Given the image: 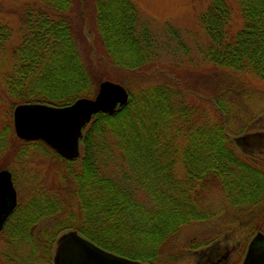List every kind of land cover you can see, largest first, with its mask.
Instances as JSON below:
<instances>
[{
	"label": "trees",
	"instance_id": "obj_1",
	"mask_svg": "<svg viewBox=\"0 0 264 264\" xmlns=\"http://www.w3.org/2000/svg\"><path fill=\"white\" fill-rule=\"evenodd\" d=\"M75 1L39 0L20 9L17 61L5 79L12 110L20 103L63 107L97 94L105 78L80 48ZM236 3L243 23L235 30L230 0H210L202 13L207 63L193 74L194 83L180 77L128 89L127 104L113 114L96 113L84 127L79 157L64 158L42 140L20 139L12 121L0 126V157L19 158L24 145L35 144L55 156L47 177L36 173L33 188L19 191L4 227H10L8 243L17 236L51 256L59 235L75 229L107 250L157 264L180 228L205 219L192 195L197 182L222 190L236 209L264 201V162L234 142L264 131V109L241 114L253 90L246 78L264 83V0ZM95 7L96 36L114 66L142 72L161 60L164 44L141 25L134 2L95 0ZM12 29L0 34L11 38ZM261 97L264 102V91ZM200 100L216 106V120ZM253 229L264 231L262 217Z\"/></svg>",
	"mask_w": 264,
	"mask_h": 264
},
{
	"label": "rangeland",
	"instance_id": "obj_2",
	"mask_svg": "<svg viewBox=\"0 0 264 264\" xmlns=\"http://www.w3.org/2000/svg\"><path fill=\"white\" fill-rule=\"evenodd\" d=\"M36 1L39 0H0V32H6L9 28H14V30L12 29L14 34L11 38L5 39L2 36L3 34H0L1 127L4 124L6 125L8 121H12L14 125L13 114L15 108L13 110L10 108V99L5 92V79L7 74L13 71L17 61V59L15 60V55H13V46L20 41L19 29L17 28L19 25V11L26 4ZM131 1L138 8L141 25L148 26L158 45L164 44L161 46L163 48L160 51L161 60H158L157 63H152L150 67L144 69L142 72L114 66L111 62L112 60L104 51L103 43L96 36L94 27L97 13L95 0H76L73 3L75 12L74 23L77 28L79 27V45L86 61L91 65V69L95 73H102V76L105 78L103 80L109 79L121 83L127 90L130 89L135 92L141 87L147 85L154 86L165 81L169 82L170 79L187 78L188 81L193 79L191 83H194L196 78L193 74H197L196 70L199 66L201 68V66L207 63L204 57L209 37L201 23V15L207 9L210 0ZM230 2L234 6L232 9L233 22H231V25L235 30L241 27L243 19L236 0H230ZM246 79H250L251 81ZM246 79L250 88L255 91H250L251 97L242 106V116L245 114V111L251 113L257 111L259 108L264 109V102L261 100V91H264V83L250 76ZM200 86L201 84L199 83V88ZM201 91L204 94L209 92L206 91V88H203ZM195 94L203 96L200 92H195ZM187 99L188 101H194L191 97ZM201 102L210 119L212 121L216 120L219 115L216 111V106H213L210 102ZM236 121L240 123L238 119ZM262 138L264 139L263 136ZM236 146L239 148L237 144ZM81 149L82 142L80 143V151ZM22 151L23 153L20 154L19 158L18 156L17 158L11 156L12 154L0 157V169H9L12 172L17 188L26 192L33 188L30 186L29 181L36 173H39L38 175L41 178L49 175V172H51L49 165L53 163L52 160L55 159V156L49 154L43 147L36 144L24 145ZM177 171L180 175L184 172L180 161ZM175 177H177L176 173ZM200 183L197 182L192 195L198 197V208L205 219L185 224L180 228L176 237L171 240L170 246L161 255V258L157 260V264H200L203 261L205 262L204 264H214L212 257L215 255L209 253L210 250L212 251L215 248L216 250H223L224 244H229L230 247L234 244L237 245V248H235V251L230 256L229 261H226V258L220 259V261L223 264L243 263L248 250V244L257 233L254 232L253 234L255 221L264 215H262L264 201L251 209L247 208L248 210L236 209L233 208L228 200L229 197L222 190L215 188L208 191L204 188L202 189ZM11 236L9 226L6 227V230L1 231L0 264H53L52 258L56 246L52 249L51 261L48 262L45 259H40L39 255L41 253H34L40 250L39 248H33L24 239H19L15 236V243H8L7 241ZM244 247L245 251H243ZM40 251L42 252L43 250ZM202 253L204 254L201 255Z\"/></svg>",
	"mask_w": 264,
	"mask_h": 264
},
{
	"label": "water",
	"instance_id": "obj_3",
	"mask_svg": "<svg viewBox=\"0 0 264 264\" xmlns=\"http://www.w3.org/2000/svg\"><path fill=\"white\" fill-rule=\"evenodd\" d=\"M129 92L121 83L103 80L95 97H80L63 107L40 103H20L14 109L16 135L23 140H43L62 157L80 155V139L84 126L97 112L113 114L127 104ZM264 132L236 136L242 152L264 159ZM12 172L0 169V232L17 206V191ZM54 264H148L109 251L76 230L62 234L57 243ZM242 264H264V233L251 240Z\"/></svg>",
	"mask_w": 264,
	"mask_h": 264
},
{
	"label": "flooded vegetation",
	"instance_id": "obj_4",
	"mask_svg": "<svg viewBox=\"0 0 264 264\" xmlns=\"http://www.w3.org/2000/svg\"><path fill=\"white\" fill-rule=\"evenodd\" d=\"M264 214V208H263V210H262V215ZM11 216V215H10ZM262 218L264 217V215L263 216H261ZM10 218V217H9ZM8 218V219H9ZM6 223H7V221L5 222V224H4V227H5V225H6ZM264 224V218L262 219V225ZM3 230H4V228H3ZM2 230V231H3ZM259 231H261V230H258V231H256V232H259ZM261 232H263L264 233V231H261ZM1 234V233H0ZM35 236V235H34ZM60 237V236H59ZM58 237V238H59ZM58 240V239H57ZM251 242V241H250ZM223 244V243H222ZM250 244V243H249ZM248 244V245H249ZM225 246L222 248L223 250H216V248L215 249H213L212 251L210 250V252L209 253H211V254H213V255H215V256H213L212 257V261H213V263L214 264H223L221 261H220V259H224V258H226V261H229L230 260V256L232 255V253L235 251V248H237V245H234V244H232L231 245V247H230V245L229 244H224ZM221 247V246H220ZM249 247V246H248ZM210 249H212L211 247H210ZM243 251H245V247H244V249H243ZM35 254H38V253H42L41 251L40 252H38V251H35L34 252ZM205 253V252H204ZM204 253H202L201 255H203ZM205 254H207V253H205ZM200 255V257H202ZM243 255H244V253H243ZM40 256V259H45V260H47L48 262L49 261H51V259H50V256H46V257H43L42 256V254L41 255H39ZM222 257V258H221ZM240 257H241V255H240ZM239 261V260H238ZM52 263L54 264V261H53V258H52ZM205 262L203 261V262H201L200 264H204ZM242 264V263H241Z\"/></svg>",
	"mask_w": 264,
	"mask_h": 264
},
{
	"label": "bare ground",
	"instance_id": "obj_5",
	"mask_svg": "<svg viewBox=\"0 0 264 264\" xmlns=\"http://www.w3.org/2000/svg\"><path fill=\"white\" fill-rule=\"evenodd\" d=\"M124 106V105H123ZM119 107H122V106H119ZM118 107V108H119ZM117 108V109H118ZM260 132H264V131H260ZM252 133H254V132H252ZM258 133V132H257ZM264 162V161H263ZM12 179H13V177H12ZM13 183H14V180H13ZM14 186H15V188H16V191H17V205H18V200H19V191H20V189L19 188H17V186H16V184L14 183ZM17 208V206L14 208V210L12 211V213L10 214V215H12L13 213H14V211H15V209ZM10 217V216H9ZM8 217V218H9ZM8 218H7V220H8ZM6 220V221H7ZM5 221V222H6ZM5 224V223H4ZM72 230H75V229H72ZM68 231H71V230H67V231H64L63 233H61L59 236H61L62 234H64V233H66V232H68ZM76 231H78V230H76ZM79 232V231H78ZM1 233V232H0ZM80 233V232H79ZM81 234V233H80ZM1 235V234H0ZM81 235H83V234H81ZM83 236H85V235H83ZM86 237V236H85ZM88 238V237H87ZM59 239V238H58ZM89 239V238H88ZM91 240V239H90ZM94 242V241H93ZM57 243H58V240L56 241V247H57ZM95 243V242H94ZM96 244V243H95ZM98 245V244H97ZM101 247V246H100ZM55 251H56V248H55ZM55 251H54V255H53V261H54V257H55Z\"/></svg>",
	"mask_w": 264,
	"mask_h": 264
}]
</instances>
